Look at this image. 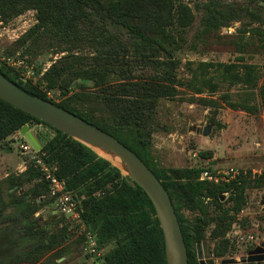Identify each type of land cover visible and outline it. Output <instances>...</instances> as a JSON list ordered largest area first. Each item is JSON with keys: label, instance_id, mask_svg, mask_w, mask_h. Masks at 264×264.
Returning a JSON list of instances; mask_svg holds the SVG:
<instances>
[{"label": "trees", "instance_id": "obj_1", "mask_svg": "<svg viewBox=\"0 0 264 264\" xmlns=\"http://www.w3.org/2000/svg\"><path fill=\"white\" fill-rule=\"evenodd\" d=\"M192 1L198 0H0L3 18L35 11V23L9 51L19 50L22 58L59 54L36 83L23 81L1 60L0 72L27 93L85 119L130 148L167 191L188 264H199L197 246L203 247L207 239L216 257L231 255L234 248L226 235L246 203L245 191L263 186L264 180H250L240 171L237 179L213 183L199 179L205 167L158 166L150 148L160 128L159 103L179 97L184 88L191 94L186 99L191 103L217 110L221 100L233 110L259 114L264 109V81L260 83L257 64L243 57L182 64L180 54L187 48L195 52L197 41L235 21L249 22L242 23L239 35L249 32L263 42L264 19L259 16L263 7L258 0H248L245 6L204 0L195 3L201 28L189 41L195 21ZM257 22L260 25L251 27ZM182 65L188 72L185 78L179 75ZM55 88L60 101L47 95ZM32 123L54 131L41 143L39 155L56 167V176L79 201L82 222L98 244L109 246L104 263L166 264L162 231L142 188L86 145L0 98V144L22 125ZM207 155L199 153L200 158ZM51 202L47 183L33 163L0 180V264H62L56 261L59 251L56 257L49 253L61 249L65 227L54 220L52 231L36 228L33 218Z\"/></svg>", "mask_w": 264, "mask_h": 264}, {"label": "rangeland", "instance_id": "obj_2", "mask_svg": "<svg viewBox=\"0 0 264 264\" xmlns=\"http://www.w3.org/2000/svg\"><path fill=\"white\" fill-rule=\"evenodd\" d=\"M202 1L204 0L189 3L195 13L194 24L188 33L189 41H191L193 33L201 28V13L197 12L195 3L201 4ZM217 1L225 5L233 4L235 6L248 4V0ZM258 3L263 7L259 16L264 19V0H258ZM35 21V11L32 9L8 18H3L0 15V60L13 67L23 81L32 83L38 82L51 63L59 57V54L49 52L40 54L35 58L27 56L22 58L19 50L9 51L10 45ZM242 23L249 24L248 20L244 22L235 21L230 25L220 27L212 35L197 41L195 52L187 48L180 54L182 64L186 61L196 63L198 61L229 62L235 61L238 57H243L245 62L258 65L262 76L260 83H262L264 81V41L259 42L257 37L250 36L249 32L242 36L239 35L238 29ZM258 25H260L258 22L253 23L251 27ZM227 27H232L233 31L229 32ZM240 47L243 49L242 52ZM179 75L181 78L188 76L183 65L180 67ZM181 90L179 97L161 100L159 103L160 128L154 132L150 148L154 162L162 167L198 165L211 171L234 166L246 174L250 180L257 178L264 180V109L259 114L252 115L242 110H233L219 100L221 107L214 110L212 107L189 102L186 99L191 95L190 92L184 88ZM223 90L225 88L216 93L214 98H217ZM47 95L55 101L61 100L56 88L48 90ZM211 119H214L215 122H210ZM28 126L40 145L54 134L50 127L41 123H32ZM205 127H209L207 135L203 134ZM21 143L22 138L14 132L0 144V180H3L10 173L21 172L20 167L24 161L26 166L33 163L30 160V154L22 153ZM95 150L113 164L120 165L119 160L113 159L97 149ZM201 152H207L210 155L200 158L199 153ZM193 153H196L197 156L194 157ZM2 188L5 190V183L2 184ZM245 195L246 203L226 235L233 244V252L225 257H216L212 253L213 243L207 239L203 247L200 246V251L208 264H220L222 259L231 257L239 259L247 254L249 247L253 249L264 241V183L263 186L248 187ZM226 196L227 193L224 194V197ZM53 214L56 217H52ZM184 214L189 218L193 217V214L187 210H184ZM33 218L37 224L36 228H43L48 231H52L55 227L50 222L58 220L60 222L58 227H65L67 235L61 239V249L59 250L58 247L49 254L54 253L53 255L56 257L57 251L59 254L64 253L63 256L58 254L56 258V261L62 264H82L85 232L89 231L84 223L82 226L81 223L73 222L63 214L54 212L52 202L37 211ZM14 223H16L15 220ZM250 235L253 236L252 240L249 239ZM28 248H30L29 245L22 250H28ZM99 248L102 256L109 246L99 245ZM261 264H264V260Z\"/></svg>", "mask_w": 264, "mask_h": 264}, {"label": "water", "instance_id": "obj_3", "mask_svg": "<svg viewBox=\"0 0 264 264\" xmlns=\"http://www.w3.org/2000/svg\"><path fill=\"white\" fill-rule=\"evenodd\" d=\"M0 98L86 145L97 155L99 154L95 149L117 157L120 165H115L108 158L99 155L140 186L150 199L163 235L166 264H188L184 238L168 193L150 168L130 148L85 119L52 102L27 93L3 76L1 72ZM19 132L35 151L41 149L40 143L27 124L22 125ZM208 132L209 127H205L203 134L207 135ZM197 256L199 264H208L202 256L200 245L197 246ZM263 260L264 241L239 259L232 257L222 259L220 264H261Z\"/></svg>", "mask_w": 264, "mask_h": 264}, {"label": "built area", "instance_id": "obj_4", "mask_svg": "<svg viewBox=\"0 0 264 264\" xmlns=\"http://www.w3.org/2000/svg\"><path fill=\"white\" fill-rule=\"evenodd\" d=\"M229 32H232V27H227ZM17 136L22 138L20 145L23 154H30V160L41 172V180L47 183L49 196L52 197V204L55 212H59L66 216L73 222L81 223V207L79 201L73 195L72 191L67 190L65 182L60 180L56 174V167L46 164L40 157L39 151H35L31 145L23 138V135L19 132V129L15 131ZM196 157V153H193ZM26 162L21 165V170L26 169ZM240 175V171L234 166H228L225 169H216L214 171L208 168L204 169L199 177L200 180H206L209 182L217 183L220 181H229L237 179ZM80 226V225H79ZM82 226H80L82 228ZM253 236L250 235L249 239L252 240ZM82 255L84 264H105L103 255L101 256L99 244L97 242L96 235L91 231L85 232V240L82 247Z\"/></svg>", "mask_w": 264, "mask_h": 264}, {"label": "bare ground", "instance_id": "obj_5", "mask_svg": "<svg viewBox=\"0 0 264 264\" xmlns=\"http://www.w3.org/2000/svg\"><path fill=\"white\" fill-rule=\"evenodd\" d=\"M101 152V151H100ZM99 153V152H98ZM103 153V152H102ZM104 154H106V153H104ZM106 155H108V154H106ZM108 156H110L111 158H113V159H117V160H119L117 157H114V156H111V155H108ZM119 162H120V160H119Z\"/></svg>", "mask_w": 264, "mask_h": 264}]
</instances>
